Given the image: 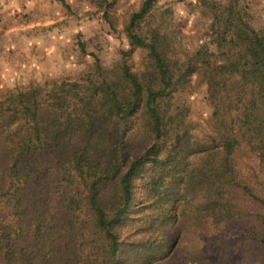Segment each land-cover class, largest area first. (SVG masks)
<instances>
[{"label": "trees", "instance_id": "16d2710c", "mask_svg": "<svg viewBox=\"0 0 264 264\" xmlns=\"http://www.w3.org/2000/svg\"><path fill=\"white\" fill-rule=\"evenodd\" d=\"M157 1L124 26L146 50L143 67L123 53L82 79L0 96V264H171L204 223L233 218L238 238L264 251V25L252 26L246 0H228L219 29L182 61ZM193 72L212 107L208 134L192 133L171 101ZM180 264L210 262L195 252Z\"/></svg>", "mask_w": 264, "mask_h": 264}, {"label": "rangeland", "instance_id": "374dc122", "mask_svg": "<svg viewBox=\"0 0 264 264\" xmlns=\"http://www.w3.org/2000/svg\"><path fill=\"white\" fill-rule=\"evenodd\" d=\"M0 0V96L29 84H51L62 79H82L98 62L109 67L125 53L131 69L147 62L146 50L130 45L124 26L142 0ZM228 0H158L157 6L171 11L178 30L173 40L176 56L186 61L220 27L219 7ZM255 28L264 25V0H246ZM107 13V17L103 13ZM173 107L182 109L183 122L192 133L211 132L212 107L206 86L197 72L186 87L175 93ZM141 142L127 164L149 148ZM237 158L248 171L253 158L239 150ZM141 197L140 180L134 179ZM242 221L233 218L220 224L204 223L199 235L183 241L174 250L171 264H180L188 254L199 253L210 264H264V251L254 242L239 239ZM125 249L121 258L126 256Z\"/></svg>", "mask_w": 264, "mask_h": 264}]
</instances>
